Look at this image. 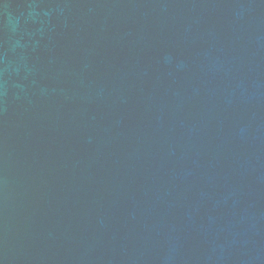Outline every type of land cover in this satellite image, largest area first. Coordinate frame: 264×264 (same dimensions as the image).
<instances>
[{
	"label": "water",
	"instance_id": "95a60500",
	"mask_svg": "<svg viewBox=\"0 0 264 264\" xmlns=\"http://www.w3.org/2000/svg\"><path fill=\"white\" fill-rule=\"evenodd\" d=\"M0 264H264V0H0Z\"/></svg>",
	"mask_w": 264,
	"mask_h": 264
}]
</instances>
